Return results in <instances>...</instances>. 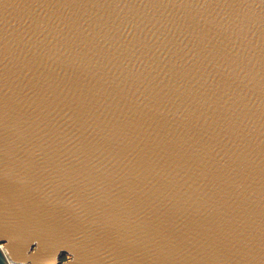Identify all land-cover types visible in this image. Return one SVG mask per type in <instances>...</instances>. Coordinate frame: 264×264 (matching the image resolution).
<instances>
[{
    "label": "water",
    "instance_id": "obj_1",
    "mask_svg": "<svg viewBox=\"0 0 264 264\" xmlns=\"http://www.w3.org/2000/svg\"><path fill=\"white\" fill-rule=\"evenodd\" d=\"M0 244L264 264V0H0Z\"/></svg>",
    "mask_w": 264,
    "mask_h": 264
},
{
    "label": "built area",
    "instance_id": "obj_2",
    "mask_svg": "<svg viewBox=\"0 0 264 264\" xmlns=\"http://www.w3.org/2000/svg\"><path fill=\"white\" fill-rule=\"evenodd\" d=\"M0 249L3 251V245H2V244H0ZM4 256H5V255H4ZM6 260H7L8 264H18V263H12V262L8 261L7 258H6Z\"/></svg>",
    "mask_w": 264,
    "mask_h": 264
},
{
    "label": "trees",
    "instance_id": "obj_3",
    "mask_svg": "<svg viewBox=\"0 0 264 264\" xmlns=\"http://www.w3.org/2000/svg\"><path fill=\"white\" fill-rule=\"evenodd\" d=\"M64 259H65V257H64V256H62V257H61V261H63Z\"/></svg>",
    "mask_w": 264,
    "mask_h": 264
}]
</instances>
